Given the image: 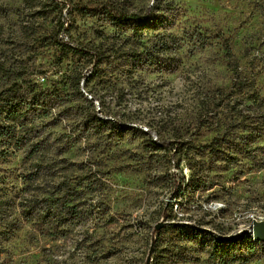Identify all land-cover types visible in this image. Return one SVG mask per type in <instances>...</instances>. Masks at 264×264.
Returning <instances> with one entry per match:
<instances>
[{"label": "rangeland", "instance_id": "1", "mask_svg": "<svg viewBox=\"0 0 264 264\" xmlns=\"http://www.w3.org/2000/svg\"><path fill=\"white\" fill-rule=\"evenodd\" d=\"M10 89L0 264H264V0H0Z\"/></svg>", "mask_w": 264, "mask_h": 264}, {"label": "trees", "instance_id": "2", "mask_svg": "<svg viewBox=\"0 0 264 264\" xmlns=\"http://www.w3.org/2000/svg\"><path fill=\"white\" fill-rule=\"evenodd\" d=\"M120 19L122 21H141L142 23L143 22H146L147 19L149 22L152 23V20L151 18H147V16L145 17H142L141 15H136V14H120ZM63 28H65V25H63ZM63 42L65 41H59L58 43L60 44H63ZM247 82L246 81H243V80H240V81H236L234 83V86L238 89H241L244 85H246ZM3 96L1 98V100H3L4 104L1 106V109L0 111L1 112H4L6 114H9L8 117H7V123H5L2 127L4 130H7V134H11L13 133L14 135L16 134V132L14 131L15 128L17 127V124H19L21 121L25 120L28 113H30L31 111V105L33 104H30V100L26 99V95L23 93L19 94L17 93V91L13 90V89H10V90H7L3 93ZM98 120H102L100 119L99 117H97ZM156 141V140H155ZM195 195L193 194V197L191 196L190 199L194 198ZM27 214H34V213H37L38 215L37 216H44V217H49L50 219H55V215H57L60 219H63L61 218L62 216V213H64V210L63 208L62 209H59V207H56L57 209V212L56 213V209L54 210V213L51 214L49 209H51L50 207H43V206H39L38 205V202H32L30 204H28L27 206ZM48 209V210H47ZM59 219V220H60Z\"/></svg>", "mask_w": 264, "mask_h": 264}, {"label": "water", "instance_id": "3", "mask_svg": "<svg viewBox=\"0 0 264 264\" xmlns=\"http://www.w3.org/2000/svg\"><path fill=\"white\" fill-rule=\"evenodd\" d=\"M168 223L169 222H167V221H161L155 226V228H156V230H160ZM248 232H250V231H248ZM251 234L253 235V238L256 241L264 242V221H254V225H253ZM151 255H152V249L150 251V254H149V257L147 260V264H150V262H151Z\"/></svg>", "mask_w": 264, "mask_h": 264}, {"label": "built area", "instance_id": "4", "mask_svg": "<svg viewBox=\"0 0 264 264\" xmlns=\"http://www.w3.org/2000/svg\"><path fill=\"white\" fill-rule=\"evenodd\" d=\"M45 80H46V78L44 76H40L38 81L42 82V81H45Z\"/></svg>", "mask_w": 264, "mask_h": 264}, {"label": "bare ground", "instance_id": "5", "mask_svg": "<svg viewBox=\"0 0 264 264\" xmlns=\"http://www.w3.org/2000/svg\"><path fill=\"white\" fill-rule=\"evenodd\" d=\"M155 139H157V138L155 137ZM250 232H252V230H250Z\"/></svg>", "mask_w": 264, "mask_h": 264}]
</instances>
